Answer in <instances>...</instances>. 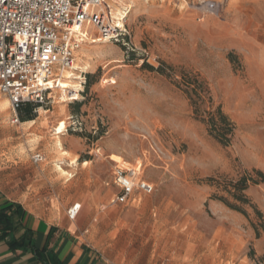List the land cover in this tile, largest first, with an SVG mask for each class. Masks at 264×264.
<instances>
[{
    "label": "rangeland",
    "instance_id": "rangeland-1",
    "mask_svg": "<svg viewBox=\"0 0 264 264\" xmlns=\"http://www.w3.org/2000/svg\"><path fill=\"white\" fill-rule=\"evenodd\" d=\"M124 7L125 37L75 50L78 100L58 104L53 90L16 124L0 105V154L25 164L18 189L80 204L115 264H264V0L111 2ZM138 166L152 194L111 204L116 169Z\"/></svg>",
    "mask_w": 264,
    "mask_h": 264
},
{
    "label": "built area",
    "instance_id": "built-area-1",
    "mask_svg": "<svg viewBox=\"0 0 264 264\" xmlns=\"http://www.w3.org/2000/svg\"><path fill=\"white\" fill-rule=\"evenodd\" d=\"M112 1L0 0V94L14 114L11 123H18L22 105L36 106L34 112L45 106L63 73L74 70V53L83 39L75 29L89 25L108 42L125 37L129 8H122L114 18ZM32 161L41 162V155H34ZM135 173L116 169L113 184L118 193L111 204L135 200V193L152 194L154 187L135 181ZM78 210V205L69 209V218L74 219Z\"/></svg>",
    "mask_w": 264,
    "mask_h": 264
},
{
    "label": "crops",
    "instance_id": "crops-1",
    "mask_svg": "<svg viewBox=\"0 0 264 264\" xmlns=\"http://www.w3.org/2000/svg\"><path fill=\"white\" fill-rule=\"evenodd\" d=\"M24 165L0 154V211L10 222V228L0 225V264H115L88 235L94 223L84 212L78 216L80 204L69 208L79 206L71 219L68 202L64 208H55L53 203L35 201L29 190L18 189Z\"/></svg>",
    "mask_w": 264,
    "mask_h": 264
},
{
    "label": "bare ground",
    "instance_id": "bare-ground-1",
    "mask_svg": "<svg viewBox=\"0 0 264 264\" xmlns=\"http://www.w3.org/2000/svg\"><path fill=\"white\" fill-rule=\"evenodd\" d=\"M129 7L131 8V6L129 5ZM120 14V9H118L116 12H112V16L114 18H118ZM88 31H95L91 26L89 25H84L82 26L80 29H75V34L78 37H82L84 39H86L87 41H90V43H96L98 41L101 42H108L107 40L101 39H93L91 38L87 33ZM78 67H75L74 70H77ZM63 79H61L58 82V89L61 92V95L59 97V103L58 104H64L73 100H78L79 98V92L82 91L81 89V85L79 84V82H77V80H80L79 77H75L73 73L70 72H65L63 73ZM0 105L2 106L3 110H6L8 108L9 105V101L7 99H3L0 101ZM3 113V112H2ZM35 121H30L29 123H34ZM67 122L66 120H61L58 122V127L55 128L54 134L56 139H57V146L58 148L62 147V143L60 141V137L63 135V133L65 132V128H66ZM62 151V149H61ZM63 154H66V151H62ZM76 163L75 159H71L70 161V165L73 166ZM86 162L83 163V165H85ZM56 169L58 172H60L61 175H67L70 176V173H68L67 171H65L64 169L61 168V166H56ZM119 169H123L124 168H119ZM135 171L139 172L140 171V166L135 167ZM80 217V216H79Z\"/></svg>",
    "mask_w": 264,
    "mask_h": 264
},
{
    "label": "trees",
    "instance_id": "trees-1",
    "mask_svg": "<svg viewBox=\"0 0 264 264\" xmlns=\"http://www.w3.org/2000/svg\"><path fill=\"white\" fill-rule=\"evenodd\" d=\"M193 105H195V103H192ZM36 109V106H32L30 104H25L22 105L21 108L18 110L17 114H19L18 119H21L22 122L25 121V119L27 118V120H31V112H34V110ZM23 112H25V114L23 115ZM196 112V110H195ZM219 113V112H218ZM222 121L224 120L223 117H221ZM208 124L212 127V131L215 132L217 134L218 137H222L224 134L222 133L223 129H218L216 128V126L214 124L211 123V121H208ZM228 125V124H226ZM258 177H261V182H264V177L260 174L257 173ZM250 181L249 178H242L241 180L238 181V183L236 184V186H240L239 190L240 191H244L246 189V184L247 182ZM239 202L244 203V201H246L243 197H238L237 199ZM244 200V201H242ZM4 223L7 224V227L10 228V222L9 219L5 216V214L0 211V225Z\"/></svg>",
    "mask_w": 264,
    "mask_h": 264
}]
</instances>
